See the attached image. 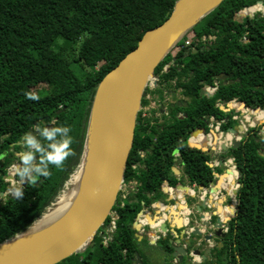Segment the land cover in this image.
Returning a JSON list of instances; mask_svg holds the SVG:
<instances>
[{
    "label": "trees",
    "instance_id": "trees-1",
    "mask_svg": "<svg viewBox=\"0 0 264 264\" xmlns=\"http://www.w3.org/2000/svg\"><path fill=\"white\" fill-rule=\"evenodd\" d=\"M259 1L264 0H224L159 64L154 73L158 86L152 92L146 88L142 107L149 105L150 93L162 103L170 88L180 90L184 99L169 104L164 112V106L146 117L143 109L139 112L124 181L137 186L124 201L119 194L113 208L119 215L113 241L105 245L102 240L109 217L86 252L59 264H136L141 251L134 223L142 209L165 196L166 182L174 188L183 180L190 186L210 187L216 181L210 164L230 158L239 172L237 213L212 263L264 264V135L258 128L249 129L241 145H231L219 155L188 143L193 130L210 132L212 117L224 133L238 124L222 105L227 108L235 101L264 112V16L239 20L242 10ZM176 2L0 0V243L31 226L64 190L81 163L98 84L148 30L169 18ZM204 36L215 40L204 42ZM58 39L63 44L55 48ZM189 39L191 45L185 46ZM78 44L85 48L83 55L74 52ZM207 86H217L210 97ZM230 109L239 112L241 106L231 104ZM263 115L258 114L259 119ZM63 123L72 129L73 155L62 168L51 169L50 177L23 183L22 198L6 193L11 188L6 176L18 160L24 135ZM202 135L196 134L192 144L215 146L207 137L201 141ZM181 165L184 174L178 180L173 167ZM236 169L222 174L221 185L235 186ZM15 180L20 181L16 175ZM170 237L158 241L169 255Z\"/></svg>",
    "mask_w": 264,
    "mask_h": 264
},
{
    "label": "water",
    "instance_id": "water-1",
    "mask_svg": "<svg viewBox=\"0 0 264 264\" xmlns=\"http://www.w3.org/2000/svg\"><path fill=\"white\" fill-rule=\"evenodd\" d=\"M223 1L177 0L169 18L159 26L148 30L137 47L102 79L97 86L89 114L82 159L78 167L79 169L85 163L86 170L75 199L63 213H60L48 225H44L38 233L26 235L48 209L53 207L67 188L72 175L64 190L40 218L22 232L0 243V264H59L74 254L86 252L98 231L109 218L123 188L130 152L134 145L138 115L143 109L142 100L150 81L156 78L154 75L156 68L178 43ZM257 4L263 5L264 1H259ZM222 109L230 111L226 107H222ZM245 131L242 124H237L228 130L227 133L233 136L231 144L233 147L241 145L243 137H249L248 132L245 136L242 135ZM198 133L206 135L204 129L200 128L193 130L190 136L193 137ZM214 133L216 136L218 135L217 132ZM219 137L220 135L218 140ZM188 143L192 148L205 152L210 151L189 141ZM215 145H218V141ZM221 145L223 151L229 147L227 143ZM219 162L224 164L222 160ZM176 167H173V170L180 173ZM237 173L238 181V170ZM219 177L220 174L215 173V178ZM6 180H15L14 171L13 173L9 172ZM215 182H212L211 185L219 187V184H214ZM26 183L27 181L24 182V185ZM237 184L239 185V183ZM239 187L234 190L235 197H237ZM179 188L176 191L184 194L182 205L189 212L186 215L185 224L182 226L183 237H178L179 241L169 239L173 249L170 256L175 260L173 264H204L208 257L213 256L215 250L212 242L216 235L213 231L220 229L219 235L222 232V237H226L225 224L223 221L219 222L218 216L216 220L211 216L206 220L204 210L209 208L207 197H204L197 206L198 216H195L197 219L191 218L192 202H188L187 197L196 198L194 190L184 183H181ZM203 189L205 188L200 186V190ZM190 192H193L192 195ZM6 193H1V196ZM172 199L170 202L174 203L175 200ZM237 206L236 199V204L232 208L233 217L236 216ZM143 215L144 209L139 213L138 219L134 223L136 237H139L138 232L142 227ZM160 215L163 216L162 211ZM159 222V220L154 222L156 226H153L152 223H146V225L149 226L151 233L161 232L166 239L169 232L167 220ZM194 222L196 225L191 227ZM189 231L194 238H184ZM175 242L177 243L175 244ZM203 245L206 248L201 250L200 247ZM221 245L223 246V244ZM196 257L201 260H196ZM135 263L143 264L142 257L138 252Z\"/></svg>",
    "mask_w": 264,
    "mask_h": 264
},
{
    "label": "crops",
    "instance_id": "crops-1",
    "mask_svg": "<svg viewBox=\"0 0 264 264\" xmlns=\"http://www.w3.org/2000/svg\"><path fill=\"white\" fill-rule=\"evenodd\" d=\"M219 154H220L219 152H215L214 155H219ZM211 164L213 165L211 166L214 168L215 173L220 174V177L217 178L216 182L214 183V184H219V187H214L210 185V187L200 190V187L198 185L194 184L190 186L186 180L185 181L183 180V183L185 185L190 186L191 189L194 190V195L196 197L195 199L190 196L187 197V201L192 202V207H191L192 214L190 215V217L197 219V217H195L198 216L197 206L203 201L204 197H207L209 208L204 210L206 214V220L209 219L210 216L216 220L218 216V218H220L219 222L221 223L223 221L225 224L224 228H227L229 227L230 219L233 218L232 208L236 204V197L234 198L235 195L232 192H230L232 188L228 189L227 186L221 185V180H222L221 176L222 174L229 173L230 170L226 172L225 171L226 164L225 163L221 164L218 160H215ZM177 167L181 168V170L180 173L175 172L173 170L174 176L178 180H181L184 174L183 166L181 165ZM133 183H134V187H136L137 183L136 182ZM166 189L167 192L165 193V196L162 199H160L161 201L154 200L150 206L143 208L144 215L142 216V218L144 220L141 221L142 227L138 232L139 237H137L139 241V247H140L142 259L145 258L152 264H173L175 260L166 251H164L163 246L160 245V243L158 242L160 237H163L164 235L161 232L151 233L149 230V226L146 225V223L147 224L152 223L153 226H156L154 225L155 221L159 220L160 222H162L164 220H167L169 227V232L167 234L171 236L170 237L171 239L173 240L177 239L179 241L180 238L178 237H183L182 226H184L186 215L189 212L188 209L184 205H182L183 204L182 202L184 201L185 198L183 196L184 194L183 193L181 194L180 192L177 193V191L180 188L178 186L174 188L168 182H166ZM233 189H235V186ZM190 193L192 195L193 192ZM173 196H174L173 199L175 200L174 203L170 202ZM192 198L194 199L193 201L191 200ZM160 202L164 203L165 205H169L170 207H166L162 203L160 204ZM161 211L163 212V216L160 215ZM195 225L196 223L194 222L193 224H191V227ZM187 229L190 230L189 228ZM219 230L220 229H215L213 231L214 234L216 235L214 241L212 242V245L215 246V250L213 256L208 257L206 264H213L212 262L216 260V257H218L219 255V249L223 247L221 244H223L222 240L225 237H222L223 235L222 232H220L219 235ZM188 237L194 238V236L190 233V231L188 234L184 236V238H188ZM176 243L177 242H175V244ZM204 248H206L204 247V245L200 247L201 250H203ZM196 260L199 261L201 259L196 257Z\"/></svg>",
    "mask_w": 264,
    "mask_h": 264
},
{
    "label": "clouds",
    "instance_id": "clouds-1",
    "mask_svg": "<svg viewBox=\"0 0 264 264\" xmlns=\"http://www.w3.org/2000/svg\"><path fill=\"white\" fill-rule=\"evenodd\" d=\"M71 127L67 123L52 127L41 126L34 132L26 133L22 140V150L17 154L19 163L13 165V171L21 184L34 183L39 177H50L51 169H60L73 155ZM15 198H22L21 187L11 189Z\"/></svg>",
    "mask_w": 264,
    "mask_h": 264
},
{
    "label": "built area",
    "instance_id": "built-area-1",
    "mask_svg": "<svg viewBox=\"0 0 264 264\" xmlns=\"http://www.w3.org/2000/svg\"><path fill=\"white\" fill-rule=\"evenodd\" d=\"M257 14H261L262 16H264V4L263 5L262 4H256V5L252 6V7L246 8V9H244V10H242L240 12V16H242V17H247V16H253L254 17ZM243 15H245V16H243ZM209 39L211 41H214L215 37L214 36H209V37L204 36L202 40L204 42H207V41L209 42L210 41ZM191 43H192V41L189 39V40L186 41L185 46H190ZM157 81H158V78H154V79H152L150 81L149 87H150L151 92L157 87V85H156L158 83ZM216 90H217V86H213V87L212 86H207L206 87V91H207L206 95L208 97H210L216 92ZM147 99H149V105L146 106L145 108H143V111H144L143 116L144 117H146L153 110H157V96L152 94V93H150V94L147 95ZM239 105H240V103H239ZM159 115L157 114L156 117H158ZM234 119L237 120L236 116H234ZM213 124L216 125L215 128H216L217 133L220 132L218 145H215L214 151L221 153L223 151L222 147H221L222 146L221 144L227 143L229 146H231L233 136L230 133L226 134V133L222 132L221 129H220L221 123H219V122L216 123L214 117L211 118V122H210L209 126L213 127ZM211 127H210V131L213 130V128H211ZM208 137H209V135H208ZM194 139H195L194 136L193 137L190 136L189 142L192 143V140H194ZM228 160H229V163L231 164L230 168L233 167V168L236 169V166L234 164V160L232 158H230ZM227 161H226V166H228ZM236 181H237V178H236ZM237 183L238 182H236V184H235V188L239 187V185ZM20 185H21L20 181L13 180L11 182V187H19ZM134 188L135 187H134V183L133 182L124 183L123 188H122V190L120 192L122 201L127 199V197L130 195V193L135 190ZM8 194H12V193L10 191H8ZM109 217H110V222L107 225L104 233H102V240H103V243L105 245H108L111 241H113L114 235H115L116 230H117V221L119 219V215H118V213L116 211H112ZM224 230L227 233L228 232V227L225 228Z\"/></svg>",
    "mask_w": 264,
    "mask_h": 264
},
{
    "label": "rangeland",
    "instance_id": "rangeland-1",
    "mask_svg": "<svg viewBox=\"0 0 264 264\" xmlns=\"http://www.w3.org/2000/svg\"><path fill=\"white\" fill-rule=\"evenodd\" d=\"M239 20H242V17H240L239 15ZM210 40V39H209ZM208 42V41H207ZM212 42L211 40L208 42L210 43ZM63 44V39H58L57 42L55 43V48H58V47H61ZM84 46L82 48L81 44H78L76 46V48L74 49V52L77 54V55H83L84 54ZM158 86V83L156 84ZM167 92L165 93L164 97H165V100L161 103V100L160 98L157 96V109H159L161 106H164V111L166 110V107L168 106V104H171L173 102H176V101H179L181 99H184L182 94H181V91L180 90H175L174 88H170L168 90H166ZM207 93V91H206ZM159 102L161 103L159 105ZM231 104H235V105H239V102H231L227 105V108L230 109V105ZM159 105V107H158ZM240 106H241V110L239 112H234L232 109H230L229 112H231L233 114V116H236V119L238 121V124H242L246 131L244 132V134H242L243 136H245V134L248 132L249 129H252V128H255V129H259V134L260 135H264V115L259 119L258 117V114H260L261 112H254L255 109L253 108H248V107H244L242 103H240ZM221 107H225L224 105H222ZM264 110V109H263ZM227 111V110H226ZM149 112V111H148ZM159 115V113H156V115ZM160 116V115H159ZM158 116V117H159ZM249 118V119H248ZM211 127V126H210ZM216 125L213 124V130L214 132H217L216 131ZM212 131H210L208 134H206L205 136L207 137V139L210 140V142L214 143V145L216 144V142L218 141V136L220 135V132L218 133V135L216 136L215 133ZM212 133V134H210ZM209 135V137H208ZM212 137H211V136ZM216 139V140H215ZM199 146V145H197ZM199 147H202L204 149H208L210 151H212L214 154H215V151H214V147L211 145V143H207L205 146H199ZM223 152V151H222ZM221 152V153H222ZM263 154H264V146H263V150H262ZM3 158H1L2 160ZM19 163L18 160H16L15 164H11L10 167H9V170H8V174L9 172L13 173V165H17ZM227 164L228 166L225 167V171L227 172L228 170H230V166L231 164L229 163V160L227 161ZM178 170H181V168L179 167H176ZM233 168H231L230 171H232ZM7 174V175H8ZM10 182H12L13 180H9ZM237 182V181H236ZM22 184L19 186L21 187ZM13 187H11L12 189ZM234 188V186L232 187V189ZM11 189L9 190L11 193ZM175 190V189H174ZM235 198V196H234ZM90 250H92V248H90ZM89 250V251H90Z\"/></svg>",
    "mask_w": 264,
    "mask_h": 264
},
{
    "label": "bare ground",
    "instance_id": "bare-ground-1",
    "mask_svg": "<svg viewBox=\"0 0 264 264\" xmlns=\"http://www.w3.org/2000/svg\"><path fill=\"white\" fill-rule=\"evenodd\" d=\"M255 112V111H254ZM264 113V112H261ZM206 136H201V141L205 140ZM195 145L205 146L200 144V142L196 141ZM87 156V155H86ZM233 168V167H231ZM230 168V170H231ZM86 170V164L84 163L72 176L69 181L67 188L62 192L59 198L56 200L53 207L49 208L48 211L44 214L42 218H40L36 224L33 226L32 230H30L26 235L36 234L41 229H43L44 225H48L52 220H54L60 213H63L71 202L75 199L81 185L84 176V172ZM231 172V171H230Z\"/></svg>",
    "mask_w": 264,
    "mask_h": 264
},
{
    "label": "flooded vegetation",
    "instance_id": "flooded-vegetation-1",
    "mask_svg": "<svg viewBox=\"0 0 264 264\" xmlns=\"http://www.w3.org/2000/svg\"><path fill=\"white\" fill-rule=\"evenodd\" d=\"M207 262V261H206ZM206 262L204 264H206Z\"/></svg>",
    "mask_w": 264,
    "mask_h": 264
}]
</instances>
